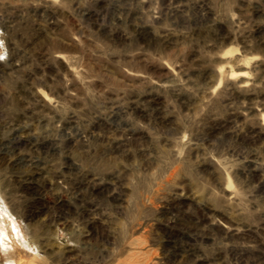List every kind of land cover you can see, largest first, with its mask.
<instances>
[{
	"label": "rangeland",
	"instance_id": "obj_1",
	"mask_svg": "<svg viewBox=\"0 0 264 264\" xmlns=\"http://www.w3.org/2000/svg\"><path fill=\"white\" fill-rule=\"evenodd\" d=\"M8 234L0 264H264V0H0Z\"/></svg>",
	"mask_w": 264,
	"mask_h": 264
},
{
	"label": "bare ground",
	"instance_id": "obj_2",
	"mask_svg": "<svg viewBox=\"0 0 264 264\" xmlns=\"http://www.w3.org/2000/svg\"><path fill=\"white\" fill-rule=\"evenodd\" d=\"M2 51V50H1ZM19 224V223H18ZM5 227V226H4ZM13 227H14V229H15V232L18 234L19 232H21L22 231V233H24V231H23V227H21V226H19V225H16V223H14L13 222ZM13 233V232H12ZM9 235V234H8ZM7 236V235H6ZM7 238L9 239V238H11L10 237V235L9 236H7L6 238H5V236H0V248L3 250L4 249V247H7V244H8V241H7ZM9 247H11V248H14V244H11V245H9ZM3 256L1 255V252H0V263H2L3 262Z\"/></svg>",
	"mask_w": 264,
	"mask_h": 264
}]
</instances>
